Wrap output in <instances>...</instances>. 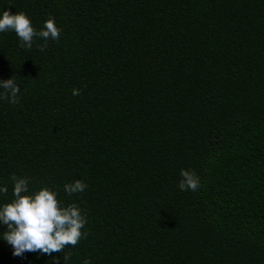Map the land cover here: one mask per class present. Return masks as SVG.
Here are the masks:
<instances>
[{
  "label": "trees",
  "instance_id": "1",
  "mask_svg": "<svg viewBox=\"0 0 264 264\" xmlns=\"http://www.w3.org/2000/svg\"><path fill=\"white\" fill-rule=\"evenodd\" d=\"M0 206L12 175L87 219L67 264H264V0H0ZM46 44L44 51L36 45ZM78 89L80 95H72ZM3 89H0V93ZM200 187L182 191L181 170ZM88 187L69 196L64 185ZM0 264H65L64 253Z\"/></svg>",
  "mask_w": 264,
  "mask_h": 264
},
{
  "label": "clouds",
  "instance_id": "2",
  "mask_svg": "<svg viewBox=\"0 0 264 264\" xmlns=\"http://www.w3.org/2000/svg\"><path fill=\"white\" fill-rule=\"evenodd\" d=\"M15 32L20 41V47L31 49L36 38L45 41H56L60 37L61 30L56 26L54 18L44 22L41 30L32 26L31 20L23 12L11 14L3 11L0 16V33ZM40 51H44L46 44L36 45ZM0 100L9 103H18L20 87L14 79L0 81ZM72 95H80L78 89L72 90ZM182 179L179 188L182 191H196L200 181L194 172L181 170ZM13 182V199L0 206V224L6 225L7 230L2 233V238L14 249V256H21L25 252H39L51 255L52 253H64L67 246L75 247L87 233L82 229L87 219L76 204L62 206L57 199V193L47 187L34 194H29V180L11 176ZM88 185L82 180L64 185V191L69 196L83 193ZM0 193L5 196L8 193L6 186L0 187ZM71 258L70 253H64L65 264ZM83 264H90L85 259Z\"/></svg>",
  "mask_w": 264,
  "mask_h": 264
}]
</instances>
